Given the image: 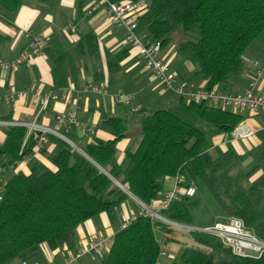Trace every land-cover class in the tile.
Instances as JSON below:
<instances>
[{"label": "trees", "instance_id": "16d2710c", "mask_svg": "<svg viewBox=\"0 0 264 264\" xmlns=\"http://www.w3.org/2000/svg\"><path fill=\"white\" fill-rule=\"evenodd\" d=\"M22 1L0 0V13L12 18ZM141 1L144 7L136 19L137 30L146 28L149 39L159 41L161 48L169 44L175 28L191 34L178 42L176 52L194 66V75L204 80L206 89L225 83L229 74L241 73L246 49L264 35V0ZM44 49L53 64V85L65 86V63L70 55L59 45ZM74 49L91 59L100 58L99 42L91 31L81 35ZM241 119L233 110L178 97L175 104L140 118L139 143L125 151L123 166L109 165L117 141L126 134L127 124L121 117L104 118L101 126L113 137L94 138L81 147L83 153L63 138L48 134L57 149L47 155V163L37 160L29 171H15L0 192V264H25L43 244L50 249L71 248L76 227L101 212L114 223L120 204L128 197L115 181L141 203L151 205L164 191V181L177 174L187 183H204L225 218H240L264 241V129L254 132L260 139L253 148L256 164L245 175L256 169L261 173L248 183H243L245 176L231 174L242 154L230 144L210 150L204 147L208 133L230 134ZM0 130L4 134L0 166L15 167L35 147L38 132L28 133L23 125H0ZM189 198L183 195L173 200L160 214L190 224ZM172 228L141 212L114 232L100 264H160L162 250L156 230L170 232ZM187 232L194 243L185 245L178 261L166 264H264V251L258 256L237 255L215 235Z\"/></svg>", "mask_w": 264, "mask_h": 264}, {"label": "crops", "instance_id": "0c3cea01", "mask_svg": "<svg viewBox=\"0 0 264 264\" xmlns=\"http://www.w3.org/2000/svg\"><path fill=\"white\" fill-rule=\"evenodd\" d=\"M92 0H23L16 9L12 18L0 13V35L3 37L0 43V62L14 58L21 50H27L31 55L27 62L18 66L15 70L2 69L0 67V93H18L23 89L37 88L41 92L50 90L58 93L57 99H50L41 110L37 121L41 124L58 130L63 136L71 140L82 143L93 141L94 138L110 139L113 135L104 127L101 122L104 118L121 117L126 121L127 130L123 138L116 143L115 153L109 165H125V151L134 150L140 140V118L134 114L145 112L149 109V104L154 99H159L163 106L171 105L170 98H161L165 90L171 96H176L167 89L160 81L153 78L150 70L145 66L143 58L139 55L136 46H130L124 40V29L116 27L110 23L103 7L92 14H86L85 10ZM143 8L140 9V12ZM73 21L75 31L66 28V23ZM93 32L99 42V60L91 59L86 55H81L74 49V43L81 35ZM140 32V31H139ZM42 34L46 40V47L59 45L65 50L70 58L66 60L65 86H54L51 69L53 64L46 50L42 53H34L30 47V37L33 34ZM144 39V38H143ZM149 39L145 37V40ZM261 54V53H260ZM158 56L173 66V71L178 75L179 81L189 88H202L204 80L194 75V66L188 60L176 58L174 48H161ZM257 59V56H247L243 60L244 69L239 74H229L227 81L216 85L217 88L227 92H242L251 89L254 92L264 94V53ZM181 71V72H179ZM102 83L106 93L93 92L82 89L88 81ZM158 85L164 89L158 90ZM121 90L124 94L132 96L131 105L137 110L133 111L121 100H115V94ZM69 94L65 99L62 95ZM169 97V96H168ZM38 105L33 103L29 95L19 94L13 101L0 100V120L31 121L37 113ZM73 110L75 115L89 123L92 130L86 132L76 127H61L54 121V114L63 110ZM229 109V108H228ZM241 114L242 119L239 124L254 132L264 129V113L247 108L230 109ZM247 111L246 118L242 112ZM137 127L131 131V125ZM139 132V133H138ZM213 145L230 144L238 153L242 154L253 150L260 139L252 134L245 138H232L228 133H216L212 135ZM4 139V134L0 130V141ZM127 141V142H125ZM81 150V147H77ZM55 141L47 137L41 147L35 145L31 153L20 160L15 167L11 165L3 173L7 180V170H22L26 167L25 159L39 153L38 158L45 159L47 155L56 151ZM29 171V170H28ZM24 172V171H23ZM173 185L172 178L164 181V189ZM123 189V188H122ZM128 197L123 201L117 212V219L111 223L107 215L101 212L79 224L75 230L74 244L71 248L58 247L50 249L46 244L41 245L38 252L26 259L25 264H59L68 250H75L80 245L88 242L94 235H107L112 239L114 232L119 228L120 223L137 216L133 206H129L131 198L136 202H141L130 192L123 189ZM163 199V193L151 204ZM225 216L222 217L224 219ZM157 236V235H156ZM162 237V235H161ZM171 238V237H170ZM169 238L163 240L165 242ZM104 253V252H103ZM85 256L80 259V264H98L100 256L103 254ZM160 264H166L161 261Z\"/></svg>", "mask_w": 264, "mask_h": 264}, {"label": "built area", "instance_id": "2783aa9c", "mask_svg": "<svg viewBox=\"0 0 264 264\" xmlns=\"http://www.w3.org/2000/svg\"><path fill=\"white\" fill-rule=\"evenodd\" d=\"M104 8L108 20L116 27L124 29V40L130 46L138 48L139 55L143 58L145 66L150 70L152 76L157 81H160L167 89L173 92L176 96L182 97L187 101L206 102L208 104L218 106L221 108H247L264 113V94L254 92L247 89L242 92H227L219 89L216 86L210 89L189 88L183 85L178 78V75L169 69L168 62L164 61L158 56L161 50L159 41H152L150 39H143L137 30V16L140 9L144 7L143 1L133 3L129 2H115L111 0H92L87 6L86 14H92ZM66 28L70 31H75V24L73 21L66 23ZM30 47L34 53H42L46 46V40L42 34H33L30 37ZM30 53L23 49L14 58L0 62L2 69L15 70L21 64L27 62L30 58ZM82 89L106 93V87L97 81H88ZM19 94L29 95L33 103L38 105L37 113L31 121H14V120H0V125H23L27 127V132H38L36 145L41 147L46 141L47 135L52 134L63 138L73 147L75 146L71 139L63 136L58 130L41 124L37 121V117L41 110L46 106L50 99H57L58 93L55 91L41 92L37 88L23 89L18 93H0V100L13 101ZM65 99L69 98V94L62 95ZM115 100L123 101L127 106L131 107L133 111L137 108L132 107V96L124 94L121 90L116 92ZM54 121L61 127H76L86 132L92 130L91 126L85 120L78 118L73 110H63L54 114ZM254 134V131L244 127L242 124L236 125L230 132L232 138H245ZM77 148V146H75ZM78 149V148H77ZM8 168L0 166V192L6 180L3 173ZM173 185L165 189L163 199L156 203L153 207L147 206L143 203L141 205L145 208V213L151 217L160 219L161 221L170 224L178 225L187 228L188 230H196L204 233L212 234L220 238L225 244L230 246L232 252L242 256H258L264 251V241L258 238L253 232L247 229L240 218L229 216L221 220H215L211 223L203 225L181 224L169 220L160 214V210L167 208L170 202L179 199L185 195L192 197L196 193V186L193 182H186V179L181 175L172 177ZM132 217L131 219H133ZM130 219V220H131ZM123 221L120 223L121 228L125 227L130 221ZM163 238H170V232L163 231ZM111 239L107 235H94L88 242L80 245L75 250H68L59 264H80V259L95 254H101L108 250ZM161 254H164L161 251ZM54 264V263H51Z\"/></svg>", "mask_w": 264, "mask_h": 264}, {"label": "rangeland", "instance_id": "374dc122", "mask_svg": "<svg viewBox=\"0 0 264 264\" xmlns=\"http://www.w3.org/2000/svg\"><path fill=\"white\" fill-rule=\"evenodd\" d=\"M139 34L142 36V38L145 39V37L149 36L148 30L146 28H143L140 30ZM170 42L166 47L169 48H174L176 50L177 44L180 40L183 39H188L191 37L190 33H184L179 31L178 28H175L173 31L170 32ZM261 53V54H260ZM262 53H264V35L260 40H257L253 42L251 46H249L245 53L243 54V60L247 58V56H252L255 55L257 56V59L261 57L262 59ZM176 58L181 59V60H186L182 55L176 52ZM246 63V61L244 62ZM170 70H174L173 66H169ZM181 72V71H179ZM184 85V84H183ZM186 86V85H185ZM187 87V86H186ZM158 90L164 89L163 86L158 85ZM165 90V89H164ZM169 96V97H168ZM161 98H170L172 104H175L177 102L176 98L174 96H171L168 91L165 90V93ZM149 109H147L145 112L141 113H136L134 114L135 118L136 117H141L142 115H145L149 113L150 111L164 107L162 105V102L159 99H153L152 102L149 104ZM233 109V108H229ZM247 111H243L242 114L246 118L247 116ZM131 131L133 130L135 133V130L137 132V127H134V124L131 125ZM140 132V126L138 128ZM138 132V133H139ZM226 134V133H225ZM213 134H207L204 142V147L206 149L210 148L213 145ZM73 144L77 147H83V144L80 142H77L75 140H72ZM127 142V141H125ZM71 145V144H70ZM72 146V145H71ZM74 146V148H76ZM39 153L34 154L28 159H25L26 167L22 169V171L27 172L32 165L33 162L40 160V161H45L43 158H38ZM256 164V156L253 152V150L242 153V158L234 167L231 168V174L236 177L237 175L245 176L243 177V183H248L251 179L254 177L258 176L261 173V169H256L252 171L249 175H245L246 172H248L254 165ZM16 168L12 169L11 167L7 170V177L14 173ZM194 185L196 186V194L192 197L189 198L188 200V208L190 210V213L192 215V220H191V225H203L207 223H211L215 220H221L223 217V214L221 212V208L219 207L217 201L213 197L212 193L209 191V189L202 183L201 181H195ZM167 189V188H166ZM165 190V189H164ZM129 206H133L135 209V212L138 213L139 210L142 212H145V208L136 200L133 198L130 199ZM264 202V199L262 200L261 203ZM147 206H150L147 205ZM154 209V206H153ZM175 222V221H174ZM178 223V222H177ZM170 225V224H169ZM156 235L159 241L161 242V250L166 253V255H162L161 261L163 263H168L172 261H178L180 254L185 247V245H190L193 244L192 238L188 235L187 228H184L183 226H178V225H173L172 230L170 231V239L165 240L162 235V231L156 230ZM163 239V240H162ZM98 264L99 261H98Z\"/></svg>", "mask_w": 264, "mask_h": 264}, {"label": "water", "instance_id": "95a60500", "mask_svg": "<svg viewBox=\"0 0 264 264\" xmlns=\"http://www.w3.org/2000/svg\"><path fill=\"white\" fill-rule=\"evenodd\" d=\"M78 150L80 151V152H82L83 153V151L82 150H80L79 148H78ZM116 183H117V185H119L121 188H123V189H125V190H127L122 184H120L119 182H117V181H115ZM127 192H129L128 190H127Z\"/></svg>", "mask_w": 264, "mask_h": 264}]
</instances>
